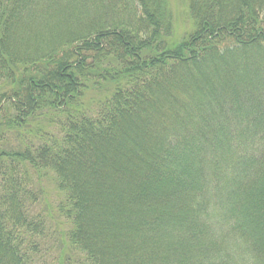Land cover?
Instances as JSON below:
<instances>
[{"label":"trees","instance_id":"trees-1","mask_svg":"<svg viewBox=\"0 0 264 264\" xmlns=\"http://www.w3.org/2000/svg\"><path fill=\"white\" fill-rule=\"evenodd\" d=\"M187 10L193 31L175 39L167 0H0V264H264V62L240 64L236 88L165 92L264 50V0ZM148 107L160 120L131 142L140 169L121 184L100 149ZM24 124L31 140L13 144ZM114 180L108 202L98 188Z\"/></svg>","mask_w":264,"mask_h":264},{"label":"rangeland","instance_id":"rangeland-1","mask_svg":"<svg viewBox=\"0 0 264 264\" xmlns=\"http://www.w3.org/2000/svg\"><path fill=\"white\" fill-rule=\"evenodd\" d=\"M167 3L173 13L172 25L174 27L175 39H179L186 33L192 32L193 22L190 20L189 15H188V10H187L188 0H167ZM64 24H68V23L66 22ZM262 62H264V50H259L256 47L247 46V48L241 51L235 52V55L232 54L231 56L226 57L225 59H223V61L214 60L212 62L211 61L205 62L199 67V70H192V71L183 70L179 72L178 75L175 73L178 76V78L174 77L176 81H174L173 83L170 82V85L167 87L165 91L166 100L173 101L175 97L174 92L177 91L178 88L179 90L181 89L183 90L184 87L189 88L190 86L192 87L193 85H195L197 88H200L201 91H205V89L213 87L214 81H216L215 78L217 77L221 81L224 88H226V90L231 89L233 87L236 88L235 85L237 84L239 80H240L239 83L247 84L249 79H246V76H247L246 73L245 75L238 74L239 65L242 64L243 65L242 67H244L247 71H252V69L254 68L253 72L255 69L261 72ZM179 81H181V83H179ZM175 86H178V88ZM175 102H177V100H175L173 104ZM156 114L157 113L150 110L149 107L146 108L147 117L145 120H142V122H139V121L133 122V120L131 121L130 119L126 125L120 128V133H119L120 138L116 140V143H110L109 145L100 149V154L102 155V158H104L109 165L111 164L112 167L114 168L119 167L124 172L125 179L121 181L122 182L121 184H125V183L131 184V178H132L131 174L135 173L136 175V173L140 169V166H138V163L135 161V159L131 158V151L133 150L131 149V144H132L131 142H133V144L135 145L134 151H137V148L139 146H140V149H142L143 146L139 144L140 143L139 138H141L140 132L145 130V126H148L146 128L150 129V127L152 126L151 123H153L154 121L160 120L159 114L158 115ZM44 121H43L44 125L48 127L47 119H44ZM25 122H27V124L33 123V122L29 123L27 119H25ZM143 123H145V125ZM35 124L36 123H34L33 125ZM25 128L27 129L29 128L28 130H30L31 128H34V126L24 124L20 129L21 135H19V137L16 135V133L10 132L11 136L9 135V137H7L9 141L11 140L13 144H18L20 143V141H23V143L29 142V140H31L32 134L29 133L26 136L27 132ZM14 136L18 139H15ZM147 146H148V143H147ZM107 170L111 171V168L110 169L107 168ZM30 173L32 175V170L30 171ZM137 180L142 181V178L137 177ZM40 184H44V186L46 187V190H47L46 195L50 199L52 206H54L57 200L60 199V194L55 189V179H54L52 172H47V175L43 176L42 179L40 180ZM108 184H110V188H108L107 183H104V187L103 188L100 187L98 189H102L99 195L101 196L105 192V199L108 202H110L112 196H115L117 195V193H120V192L115 191V189L113 190V188H115L114 185H117V182L115 180H114V183L111 182ZM158 187H160L162 190L169 187L167 189H170L169 190L170 197L174 195L172 194V192L170 193V191L174 188V185L172 187L171 185L163 186V187L158 186ZM110 189H112V192H110ZM143 189H146V188H142V190ZM263 190H264V187H263ZM138 191H139V188H136L135 191H133V194L134 192H138ZM91 200L93 201V198H91ZM108 204H107L108 206L107 208L110 207V205ZM117 217L118 216L116 212H114L111 215V218L113 219L112 220L113 223H115V225H117L118 227L122 222H119L117 220ZM103 219H105V216H103ZM103 219L102 217L99 218L101 222L103 221ZM105 220L107 221V219ZM105 223H101L102 224L101 226L105 225ZM120 239H122V237L116 240L121 241ZM107 240H109V238L103 241L107 242Z\"/></svg>","mask_w":264,"mask_h":264}]
</instances>
